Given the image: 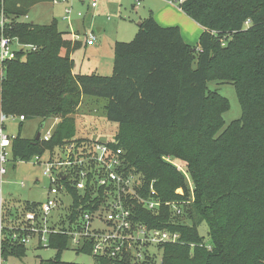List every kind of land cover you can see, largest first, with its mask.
<instances>
[{
  "label": "trees",
  "instance_id": "trees-1",
  "mask_svg": "<svg viewBox=\"0 0 264 264\" xmlns=\"http://www.w3.org/2000/svg\"><path fill=\"white\" fill-rule=\"evenodd\" d=\"M38 2L0 0V19L9 21L0 36L37 47L18 51L0 67V114L58 122L49 142L13 139V157L30 162L64 148L76 135L74 116L84 96L108 99L107 118L119 129V142L108 145L123 150L127 174L139 177L137 195L127 204L139 222L182 235L183 243L157 248L161 264H264V0L180 3L205 29L199 49L184 41L178 26L162 27L150 15L133 41L116 43L112 77L75 74L72 52L78 42L73 47L72 36L56 24L20 20ZM210 81L233 84L241 103L242 118L226 128L229 102L208 89ZM173 160L181 161L185 172ZM153 181L163 203L185 205L182 216L166 206L149 211L139 203L136 196L148 198ZM21 207L29 210L34 203ZM18 209L6 208L8 223ZM203 223L210 246L198 231ZM50 245L56 258L40 264H75L61 258L72 246L70 236L55 235ZM27 251L7 242L5 257L22 259ZM91 251L87 245L77 252ZM155 258L151 264H157Z\"/></svg>",
  "mask_w": 264,
  "mask_h": 264
},
{
  "label": "built area",
  "instance_id": "built-area-1",
  "mask_svg": "<svg viewBox=\"0 0 264 264\" xmlns=\"http://www.w3.org/2000/svg\"><path fill=\"white\" fill-rule=\"evenodd\" d=\"M184 1L174 0L171 3L178 6ZM136 4L139 6L140 0H136ZM90 5L96 8L98 0H91ZM8 22L5 16L1 17L2 30L8 28ZM72 37L74 42L80 41V35L74 34ZM94 40L95 36L91 34L86 44L93 46ZM36 50L37 47L21 44L17 38L1 35L0 67L16 59L18 51ZM12 121L22 123L25 117L0 114V264H8L5 257L7 242L27 248L35 241L38 248L51 249V238L59 234L70 236L76 251L92 245L90 256L94 259L131 264H151V258L155 257L151 251L153 248L183 243L179 232L150 228L137 220L127 199L137 195L138 182L126 172L123 150L110 147L109 142L83 146L73 144L65 146L67 149L63 153L56 152L55 157L50 154L46 158L44 155L34 157L31 161L45 167L44 175L50 181L47 200L42 204L34 203V207L17 214L13 217L14 221L8 223L5 214L9 206L2 195V185L8 163L15 160L11 157L15 137L7 133V123ZM53 131L54 127L41 134L40 140L49 142ZM73 191L79 195L80 207H76ZM67 197L72 201V206L66 204ZM136 197L143 201V206L149 211H159L166 206L173 210L176 217L183 215L185 205L182 202L163 203L158 198L154 181L148 198Z\"/></svg>",
  "mask_w": 264,
  "mask_h": 264
},
{
  "label": "rangeland",
  "instance_id": "rangeland-1",
  "mask_svg": "<svg viewBox=\"0 0 264 264\" xmlns=\"http://www.w3.org/2000/svg\"><path fill=\"white\" fill-rule=\"evenodd\" d=\"M38 1L29 9L27 16L20 20L36 25L56 24L58 30L64 32L66 37L71 38L74 34L80 35L78 43L74 42L75 39L72 41L73 47H75V43L77 44L72 52L75 72L103 77L113 76L116 43L133 41L139 32L140 24L150 15L154 17V14L159 10L164 12L172 10L175 19L188 17L181 9L171 6L167 0H140L139 6L136 4V0H98L96 8L91 7V0ZM197 26L199 27V25ZM202 31L201 34H198L196 42L192 44L193 48L199 45ZM91 34L95 36L94 45L88 47L86 41L90 39ZM62 53L67 55V51L63 50ZM208 89L219 92L229 102V109L223 115L224 128L242 118L241 103L233 84H218L215 81H210ZM108 103V99L84 96L81 106L74 116L76 135L66 146L118 141L116 137L119 130L118 124L110 122L107 118L106 106ZM57 121L58 119H50L44 122L40 118H35L28 119L22 125L19 121H12L7 123V133L15 138L34 140L39 132L44 135L52 127L55 128ZM200 136L201 134H195L194 138L199 139ZM66 149L67 147L63 149L55 147L52 150L54 152L46 151L44 157L46 158L49 154L55 157L56 152L63 153ZM11 157L13 158V155ZM173 163L185 172L184 164L181 161L173 160ZM44 171L45 167L36 164L35 161L21 162L15 159L8 163L7 174L3 178L4 184L2 185V195L8 206L20 209L22 203H44L50 188V181L44 175ZM136 179L139 180V177L136 176ZM138 200L143 204L142 200ZM66 204L72 206V201L68 197ZM23 210L24 208L21 207L19 215ZM198 231L205 243L210 246L208 225L203 223ZM27 248L28 251L24 258L10 257L8 264H40L43 260L47 261L57 256L53 249L38 248L35 241ZM151 251L156 256V263L161 264L162 252L157 248H153ZM61 258L68 263L99 264L92 256L78 253L72 246L63 253Z\"/></svg>",
  "mask_w": 264,
  "mask_h": 264
},
{
  "label": "crops",
  "instance_id": "crops-1",
  "mask_svg": "<svg viewBox=\"0 0 264 264\" xmlns=\"http://www.w3.org/2000/svg\"><path fill=\"white\" fill-rule=\"evenodd\" d=\"M169 4L173 7H177L179 8L177 5L169 2ZM180 9V8H179ZM154 18L157 21V23L162 26V27H173V26H178L181 30V34L182 37L184 39V41L190 45L192 47V44L194 42H196V38L198 36V34H201L205 31V29L198 24L197 22H195L194 20H192L191 18L187 17V18H180V19H175V15L174 12L172 10L170 11H157L154 14ZM199 25V27L197 26ZM98 31H100V29H98ZM72 41H73V37H72ZM198 44V43H197ZM87 45V44H86ZM88 46V45H87ZM199 45H197L196 48L199 49L198 47ZM88 47H92V46H88ZM74 73L77 74L74 70ZM27 121V120H25ZM24 121V122H25ZM22 122V123H24ZM58 122V121H57ZM57 122L55 124H57Z\"/></svg>",
  "mask_w": 264,
  "mask_h": 264
},
{
  "label": "water",
  "instance_id": "water-1",
  "mask_svg": "<svg viewBox=\"0 0 264 264\" xmlns=\"http://www.w3.org/2000/svg\"><path fill=\"white\" fill-rule=\"evenodd\" d=\"M40 139H41V133L39 132V133L37 134V136H36V140H37V141H40Z\"/></svg>",
  "mask_w": 264,
  "mask_h": 264
}]
</instances>
